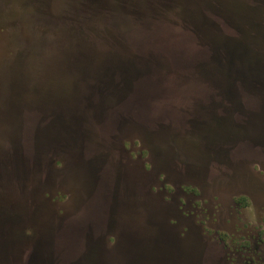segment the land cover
I'll return each instance as SVG.
<instances>
[{"label": "rangeland", "instance_id": "obj_1", "mask_svg": "<svg viewBox=\"0 0 264 264\" xmlns=\"http://www.w3.org/2000/svg\"><path fill=\"white\" fill-rule=\"evenodd\" d=\"M102 1L0 0L13 263L264 264V0Z\"/></svg>", "mask_w": 264, "mask_h": 264}, {"label": "water", "instance_id": "obj_2", "mask_svg": "<svg viewBox=\"0 0 264 264\" xmlns=\"http://www.w3.org/2000/svg\"><path fill=\"white\" fill-rule=\"evenodd\" d=\"M5 227L0 223V264H14V259L20 253L17 251L16 241L14 239L6 240L2 238Z\"/></svg>", "mask_w": 264, "mask_h": 264}, {"label": "trees", "instance_id": "obj_3", "mask_svg": "<svg viewBox=\"0 0 264 264\" xmlns=\"http://www.w3.org/2000/svg\"><path fill=\"white\" fill-rule=\"evenodd\" d=\"M81 6L84 7L86 12L89 11L91 14H94L93 12L98 9V11L101 12L100 10L104 11L106 8L102 0H82ZM175 22L179 26L180 22H178V20H175Z\"/></svg>", "mask_w": 264, "mask_h": 264}, {"label": "flooded vegetation", "instance_id": "obj_4", "mask_svg": "<svg viewBox=\"0 0 264 264\" xmlns=\"http://www.w3.org/2000/svg\"><path fill=\"white\" fill-rule=\"evenodd\" d=\"M132 264H134V262H132Z\"/></svg>", "mask_w": 264, "mask_h": 264}]
</instances>
